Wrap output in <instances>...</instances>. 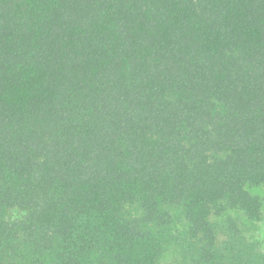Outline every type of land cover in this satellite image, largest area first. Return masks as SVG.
<instances>
[{"label": "trees", "instance_id": "16d2710c", "mask_svg": "<svg viewBox=\"0 0 264 264\" xmlns=\"http://www.w3.org/2000/svg\"><path fill=\"white\" fill-rule=\"evenodd\" d=\"M264 0H0V264H264Z\"/></svg>", "mask_w": 264, "mask_h": 264}, {"label": "rangeland", "instance_id": "374dc122", "mask_svg": "<svg viewBox=\"0 0 264 264\" xmlns=\"http://www.w3.org/2000/svg\"><path fill=\"white\" fill-rule=\"evenodd\" d=\"M252 192L254 194L259 195L262 198H264V187H259V188L253 189ZM263 212H264V210H263ZM259 228L261 230V233L264 235V213H263V220L259 224ZM179 259H180L179 255L175 251L170 250L166 253V255L164 257V262L169 263V264H173V263L179 261Z\"/></svg>", "mask_w": 264, "mask_h": 264}]
</instances>
